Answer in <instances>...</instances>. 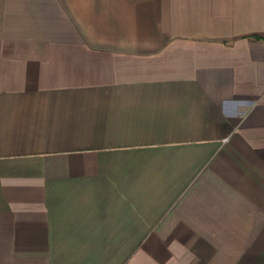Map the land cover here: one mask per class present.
Segmentation results:
<instances>
[{
	"label": "crops",
	"instance_id": "crops-1",
	"mask_svg": "<svg viewBox=\"0 0 264 264\" xmlns=\"http://www.w3.org/2000/svg\"><path fill=\"white\" fill-rule=\"evenodd\" d=\"M0 264H264V0H0Z\"/></svg>",
	"mask_w": 264,
	"mask_h": 264
}]
</instances>
